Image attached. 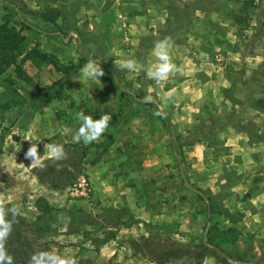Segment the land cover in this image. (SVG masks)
Listing matches in <instances>:
<instances>
[{
    "label": "rangeland",
    "instance_id": "1",
    "mask_svg": "<svg viewBox=\"0 0 264 264\" xmlns=\"http://www.w3.org/2000/svg\"><path fill=\"white\" fill-rule=\"evenodd\" d=\"M2 1L0 24L9 21L23 38L15 63L32 84L48 86L64 77L63 69L76 68L59 98L43 106L21 103L29 102L33 92L30 84L17 77L14 67L0 74V215L14 210L32 221L36 215L33 202L38 196L59 210L54 231L41 239L35 240L23 230L33 251L39 254L48 248L55 264H264L262 235L250 229L244 215L254 211L253 204L244 203L237 209L222 204L237 194V183L246 181L252 172L244 170L240 177L233 174L230 168L236 156L228 148L212 167L204 163V155L198 158V153L195 157L186 151L210 127L220 126V119L230 118L234 109L217 112L202 100L207 101V97L200 102L195 94L188 102L189 97L177 94L180 90L163 101L155 86V80L161 78L153 77V67L145 59L142 72L139 69L149 34L164 41L181 29L184 12L178 0H140L145 10L155 4L166 8L167 15L163 19L145 12L142 27H128L126 42L120 40L119 32L108 37L105 25L109 22L98 14L106 12L110 0L96 9L87 7V0H13L32 29L22 28L11 9L4 11ZM241 1L185 0L191 13L190 29L170 44L168 52L192 55L191 34L205 29L203 16L212 14L214 21L221 18L233 27L231 51L261 57L242 84L248 89L247 95L264 98V0H255L249 8ZM47 8H57L61 13L56 21L59 33L45 34L46 26L36 18ZM208 28L211 31L210 25ZM108 38L110 46L105 43ZM32 51L49 57L55 65L38 60L34 65L31 59H24ZM225 58L226 51L220 49L207 56L210 62L232 71L231 61ZM180 67L187 68L179 61L172 70L179 72ZM179 78L174 74L171 79ZM136 93L146 102V111L128 119L132 107L138 109L132 98ZM183 99L187 107L179 110ZM157 111L172 120L170 140L156 118ZM243 121L249 142L264 140V117L255 119L248 114ZM63 144L85 150L79 165L83 177L76 176L63 190L52 191L39 184L33 173L38 164L54 159L55 146ZM170 145L182 156L189 184L208 191V185L217 186L211 193L214 212L209 216L205 203L182 184ZM260 154L263 161L264 152ZM247 159L246 155L248 165ZM216 173H221L223 181H214ZM246 196L249 201L254 198L250 191ZM258 210L263 211V206ZM128 218L137 223L127 229L120 226L113 240L93 251L90 239L102 238L115 220L123 224ZM69 228L77 234H71ZM213 228L214 244L236 262L203 244L204 233ZM223 231L225 237L220 235Z\"/></svg>",
    "mask_w": 264,
    "mask_h": 264
},
{
    "label": "crops",
    "instance_id": "2",
    "mask_svg": "<svg viewBox=\"0 0 264 264\" xmlns=\"http://www.w3.org/2000/svg\"><path fill=\"white\" fill-rule=\"evenodd\" d=\"M105 1L87 0L86 6L96 9L101 7ZM181 1L184 2L185 0ZM147 7L150 8L145 10L140 0H110V7L106 9V12L102 13L98 11V14L104 15L109 22L108 26L105 25L108 29V37H111L114 32H119L120 40L126 42L128 40V27H142L145 12L151 11L154 14L160 15L163 19L167 15L166 8L155 4ZM107 10L109 11L107 12ZM203 17H205V29H196L191 34V45L194 50L191 52L192 55L175 56L174 54H170L168 52L170 45H168L162 49L152 50L145 56V59L148 65L153 67V77L157 76L161 78V80H155V86L159 90L157 95L161 100L167 101L168 99L169 101L173 93L176 90H180L177 94L182 92L181 96L185 95V97H189L188 102L192 101V95L195 94L198 95L195 97H198L200 102L202 97H205V99L207 97V101L202 100L206 103L208 102L210 107H214V110L217 112L223 110L224 113L227 108L234 109L230 118L225 117L220 119V126L213 125L210 127L186 151L187 155L193 154L195 157L197 156L196 153H198V158L201 157V154L204 155L206 158L204 163L212 167L220 162V158L218 157H221L223 151L228 148V151L236 156V162H233L230 168L233 174L236 173V176L240 177V173L244 170L252 172L253 175H250L246 181L237 183L238 188L235 190L237 194L228 197V202L224 200L222 204L225 207L229 205V208L234 207L233 209H237L239 206L244 205V203H249V205L252 203L254 211L244 212L246 222L250 226V229L257 230L262 235V240L264 241V160L262 161V154H260L264 152V140L249 142L246 130L242 127L243 120L248 114L252 115L255 119L264 117V114L245 105L248 89L242 84L247 75L260 63L261 57L243 56L237 51H231L235 43V38L232 34L233 27L222 21L221 18L215 21L212 20V18H215L212 14L204 15ZM208 25L212 27L211 31H207L209 29ZM105 43L109 46L112 45L110 38L105 40ZM217 49L226 51L227 58L225 60L231 61V66H233L232 71L226 70V65L220 66L207 59L208 54ZM179 61L184 62L187 68L183 69L180 67L179 72H174L172 67ZM239 66L242 67V75L241 72L239 73ZM174 74L179 75L178 81L171 79ZM186 93L188 96H186ZM215 95L218 97L215 98ZM210 97L212 98L210 99ZM182 102V107L179 110L186 109L187 107L186 104L188 102L185 99ZM176 103L179 104V101L177 100ZM256 134L260 135V132L256 130ZM246 155L249 157L247 159L248 165ZM221 173L214 175V181H223ZM224 187H227V184L224 183ZM208 189L213 194L214 190L218 188L215 184H212L208 185ZM248 191L254 196V198L251 197L250 201L248 198L246 199V192ZM261 192L263 195L260 194ZM261 206H263V211L258 210Z\"/></svg>",
    "mask_w": 264,
    "mask_h": 264
},
{
    "label": "trees",
    "instance_id": "3",
    "mask_svg": "<svg viewBox=\"0 0 264 264\" xmlns=\"http://www.w3.org/2000/svg\"><path fill=\"white\" fill-rule=\"evenodd\" d=\"M181 5L182 11L184 12V17L182 20L181 29L174 35L168 36L164 41L157 40L153 34H149L147 38V44L142 49V56L140 59L139 69L140 72L143 70L145 56L155 49H161L165 46L172 44L177 38H181L184 34L188 32L191 24V13L187 7V4L178 0ZM255 0H242L241 3L245 7H252ZM20 3V2H19ZM4 11L9 8L12 11V15L16 16L18 23L24 29H32L28 23H26L19 13V7L12 0L2 1ZM199 8H194L197 11ZM61 13L57 8H47L36 14V18L42 24L46 26L45 34L51 35L59 33L60 29L57 24V19L61 18ZM167 26V23H166ZM23 38L14 29V27L9 23V21L4 20L0 24V74H3L10 67H14V73L17 77L31 85L33 96L26 102L21 103L30 105L31 103L37 106H43L48 104L53 98H59L62 93V88L69 83V76L75 71V67H67L62 70L64 77H61L53 81L48 86L38 87L32 84L25 76V74L20 70L19 66L15 63V57L18 55V47ZM38 54V53H37ZM35 52H28L24 55V59H31L32 63L35 65L36 60L44 61L47 64L55 65L54 61L45 55H37ZM264 62L261 63V66ZM59 68H57L58 70ZM111 75V72H109ZM112 79L117 84V81L112 76ZM118 85V84H117ZM61 91V92H60ZM135 106L137 108L131 109L128 115V119L133 118L136 114H141L145 112L146 102L141 98L140 93L132 96ZM245 105L254 109L262 114H264V98L257 97L252 98L247 95L245 99ZM157 120L160 122L162 128L164 129L168 139L171 138L169 118L164 115L163 112L157 111ZM172 153L176 161L177 171L180 175V180L182 184L191 191L198 199L205 203V214L210 215L214 212V208L211 204L212 194L208 190H202L200 188L194 187L188 183L183 169V159L179 151H177L172 145ZM54 153L55 158L47 159L37 165L33 176L39 184L46 185L52 191H61L67 185H70L76 176L82 175V170L80 169V161L85 156V150L79 149L77 145L63 144L60 146H55ZM33 207L36 215L32 221H28L25 218L19 216L16 211L9 210L5 216L0 215V264H55L52 260L51 252L48 248H44L39 254L33 251L32 246L26 241L27 239L23 236V230L27 229L32 238L39 240L46 234L54 231L53 224L56 223L58 209L52 207L44 197L38 196L34 199ZM137 221L128 218L125 223L120 224L115 220L114 227L112 229L105 230L102 238L90 239V243L94 244L93 251H97L98 248L106 244L108 241L113 240L116 235V230L122 226L127 229L131 225L136 224ZM71 234H77L74 228H69ZM226 231L220 233L221 236L225 237ZM216 229L207 230L204 233L205 242L203 244H208L213 249H217L219 253L226 254V259H231L232 262H236L232 257H229L228 253L221 252L217 248L215 242ZM221 240V238H220ZM31 246V247H30ZM64 264H79L78 262L68 261Z\"/></svg>",
    "mask_w": 264,
    "mask_h": 264
}]
</instances>
